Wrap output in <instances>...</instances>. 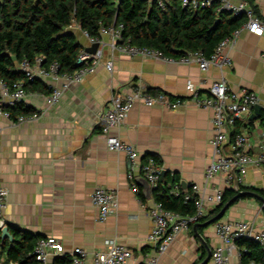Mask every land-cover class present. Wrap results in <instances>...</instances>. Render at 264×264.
I'll return each mask as SVG.
<instances>
[{
    "label": "crops",
    "instance_id": "0c3cea01",
    "mask_svg": "<svg viewBox=\"0 0 264 264\" xmlns=\"http://www.w3.org/2000/svg\"><path fill=\"white\" fill-rule=\"evenodd\" d=\"M228 1L238 4L243 0ZM249 2L264 20V0ZM70 30L85 50L93 44L79 25ZM101 40V64L81 82L70 85L59 102L50 106L45 94L29 92L24 102L40 112L38 117L15 123L0 115V182L8 190L3 213L7 225L37 238L59 240L67 256H52L47 264H62L76 247L88 252L102 249L112 239L129 250L128 264H149L150 259H156L157 264H203L209 253L211 258L204 264H214L212 253L223 245L217 222L248 221L255 231L264 229V166L249 167L244 185L236 190L243 195L229 205L220 220L197 228V223L193 224L162 254L148 238L150 211L157 201L152 187L146 191L140 166L149 157H157L169 185L174 186L172 190L180 185V191L190 190L188 193L203 199L206 216L221 204L208 198L228 188L224 178L206 177L214 154L209 144L214 133L213 110L199 106L193 94L207 97L212 83L223 78L233 93L255 92L264 106V33L242 30L236 44L225 50L232 58L231 66L222 70L209 66L205 71L196 62L123 54L111 47L109 35H102ZM108 61L113 64L111 72L106 68ZM134 86L146 91L150 87L160 89L183 101L175 109L135 102L125 122L112 130L139 153L134 174L137 191L130 185L127 155L108 149L100 126V116L113 94ZM253 111L236 124L231 135L248 133L253 142L248 151L254 155L260 151L264 115L251 120ZM171 176L178 179L173 182ZM98 187L117 195L118 205L105 221L98 219L91 200ZM0 263L18 264L7 262L1 253ZM83 264L95 262L89 256ZM230 264H241L236 243Z\"/></svg>",
    "mask_w": 264,
    "mask_h": 264
},
{
    "label": "built area",
    "instance_id": "2783aa9c",
    "mask_svg": "<svg viewBox=\"0 0 264 264\" xmlns=\"http://www.w3.org/2000/svg\"><path fill=\"white\" fill-rule=\"evenodd\" d=\"M214 0H182L184 7L197 9L208 6ZM223 8L232 10L235 13H245L247 21L235 29L229 36L220 41L210 57H206L200 51L190 52L186 56L172 58L165 55L161 50L152 47L139 46L132 44L129 39L122 42L123 25L103 27L100 29L98 38L90 37L95 43L102 44L101 36L109 35L111 37V47L117 49L120 53L131 56H142L166 61H177L180 63L196 62L202 70H207L209 66L224 69L231 66L232 58L226 53V48L236 44L240 32L244 29L257 35L264 33V20L258 16L248 1L243 0L238 4H233L228 0H219ZM158 4L164 7V0H158ZM102 49L99 47L96 53H88L85 49L79 54L76 64L78 68L74 72H65L60 70L58 62L53 61L44 66L43 57L38 56L33 62L23 59L19 64V69L26 75L28 80H43L51 89L47 96L48 104L54 105L59 102L62 94L73 83L81 82L87 74L96 71L101 64ZM264 62V55H263ZM108 71H112L111 61L106 63ZM190 90L193 91L191 86ZM27 90L24 81H17L9 84L0 78V115L9 118L15 123L24 122L28 119L36 118L40 112L36 111L30 115H19L17 119H12L11 113L6 109L10 106L23 102L27 97ZM193 98L199 106L211 108L213 110L212 123L214 133L209 139V144L213 148V159L206 170L208 179L220 175L224 178L228 188L239 190L244 185V180L250 166H264V131L258 141L260 151L258 154H250L252 141L248 133H239L232 137V131L236 124L248 116L259 104V97L255 92L244 90L242 93L235 94L225 79H220L212 83L207 97H200L197 92ZM135 102H141L146 106L161 105L167 108L175 109L182 104L181 99H172L166 92L156 94L150 93L140 87H132L129 91H117L111 97L108 107L100 116L101 131L106 138L107 147L111 151H123L127 155L129 162L130 185L134 191H137V185L134 180L135 168L138 166L139 153L137 149L124 141L112 132L114 128L120 127L126 120L129 111ZM226 145H229L226 150ZM144 178L150 183L152 188L158 186L162 179V168L156 158L149 157L141 166ZM172 193H180L177 185ZM224 190H217L214 196H209L211 203H220L222 201ZM194 199L195 212L192 215H181L174 211L166 209L162 203L157 202L150 211L152 218V228L149 234V240L157 246L159 254L164 253L176 236L188 230L192 224L206 216L204 201L197 195L187 193L185 200ZM8 190L0 182V229L7 226L4 217V210L7 205ZM92 204L98 210V219L105 221L118 205L116 193L103 187L96 188L91 196ZM217 233L223 243L212 253L214 264H230L232 250L235 247V240L240 237H248L256 240L264 250V229L255 231L251 222L241 220H229L216 223ZM37 264H47L49 258L67 256L59 240L51 237H40L37 240L33 251ZM91 256L95 264H128L130 259L129 250L119 244L116 240H108L102 249L88 252L83 248H74L69 256L67 264H83ZM149 264H157L156 259H150Z\"/></svg>",
    "mask_w": 264,
    "mask_h": 264
},
{
    "label": "trees",
    "instance_id": "16d2710c",
    "mask_svg": "<svg viewBox=\"0 0 264 264\" xmlns=\"http://www.w3.org/2000/svg\"><path fill=\"white\" fill-rule=\"evenodd\" d=\"M248 3L251 4L249 0ZM252 8L260 16L257 9ZM246 21L245 13L223 8L219 0L197 9L184 7L182 0H164V7L158 0H0V78L9 84L24 81L28 93L49 95L48 84L40 79L28 80L19 64L23 59L33 62L41 56L44 66L56 61L61 71L74 72L78 68L76 60L84 49L70 30L75 24L93 38L100 36L103 27L122 24V42L129 39L132 44L157 48L169 57L179 58L195 51L210 57L220 41ZM147 91L162 92L151 87ZM6 109L14 120L19 115L37 111L24 101ZM171 179L174 182L178 178L171 176ZM173 187L168 178L161 179L153 188L156 201L181 215L194 214V199L185 200L190 190H181L176 195L171 192ZM237 194L238 191L227 188L221 204L199 222L218 214ZM8 226L13 242L2 238L0 229L1 255L7 262L37 264L33 251L39 237L16 226ZM235 243L241 264H264V250L256 240L240 237ZM67 262L65 258L62 264Z\"/></svg>",
    "mask_w": 264,
    "mask_h": 264
},
{
    "label": "water",
    "instance_id": "95a60500",
    "mask_svg": "<svg viewBox=\"0 0 264 264\" xmlns=\"http://www.w3.org/2000/svg\"><path fill=\"white\" fill-rule=\"evenodd\" d=\"M99 43L98 42H95L93 43L90 47L86 48V51L88 53H91V54H94L96 53L97 49L99 48ZM262 111H264V106L262 104H257L255 107H254V111L252 113V115L250 116V119L251 120H255L257 117H260L261 114H262ZM165 175H166V171L165 170H162V180H164L165 178ZM145 187H146V191L151 189V185L150 183L145 180ZM182 186H186L185 182H182ZM243 195V192H240L236 197H234L232 200L228 201L222 208V210L220 211V213L218 215H216L215 217L211 218L210 220L204 222V223H197L195 224V228H197L198 226L200 225H203V226H208L218 220H220L225 212H226V209L229 207V205L238 197V196H241ZM2 238L3 239H9L11 242H13V237L11 235V233L9 232V226L7 225L6 227H4L2 229ZM211 258V253L208 254L207 258L204 260L203 264L206 263L207 261H209Z\"/></svg>",
    "mask_w": 264,
    "mask_h": 264
},
{
    "label": "bare ground",
    "instance_id": "6f19581e",
    "mask_svg": "<svg viewBox=\"0 0 264 264\" xmlns=\"http://www.w3.org/2000/svg\"><path fill=\"white\" fill-rule=\"evenodd\" d=\"M1 264V263H0Z\"/></svg>",
    "mask_w": 264,
    "mask_h": 264
}]
</instances>
